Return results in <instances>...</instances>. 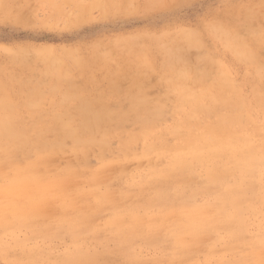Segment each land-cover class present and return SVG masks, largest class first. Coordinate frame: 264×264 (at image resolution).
Wrapping results in <instances>:
<instances>
[{
    "label": "rangeland",
    "instance_id": "1",
    "mask_svg": "<svg viewBox=\"0 0 264 264\" xmlns=\"http://www.w3.org/2000/svg\"><path fill=\"white\" fill-rule=\"evenodd\" d=\"M238 46L249 52L255 46L253 54L264 67V0H5L0 5V66L26 79L22 64L36 74V80L49 84L53 80L45 74L47 65L65 64L71 77L62 86L71 91V83L80 90L78 98L72 96L66 103L57 92L34 103L37 107H30L31 112L24 109L21 115L26 123L37 120L39 111H44L47 122L60 112L66 119L80 122L78 108L83 103V108L103 105L114 111L147 109L149 105V109L162 110L153 127L161 135L181 115L185 94L195 89L197 93L204 88L208 91L207 76L212 81L223 73L229 86H236L237 95L255 105L253 92L264 95V77H260L264 73L259 74L253 54L241 56ZM18 58L22 63H12ZM172 67L174 72L169 70ZM183 69L184 74L191 73L190 79L183 76ZM197 71L206 82H191L194 75L200 77ZM252 114L261 123L264 104L254 107ZM133 118L128 114L120 126L112 123L109 134L108 127L107 131L101 129L94 146L81 147L66 138L62 148L49 149L44 156L13 152L2 162L0 264H169L172 247L162 237L163 230L156 229L148 237L144 234V238L133 236L128 227L134 220L127 209L142 208L149 202L156 209L164 201L155 196V188L170 189L179 181L190 191L202 187L203 180L181 172L149 187L129 186L133 179L140 183L154 167H166L168 161L162 153L172 152L158 148L160 142L154 138L125 147L128 137L141 132ZM46 137L54 140L56 134ZM163 140L178 143L169 133ZM150 144L156 150L149 151ZM27 162L35 163L51 184L27 190L10 187L6 176L13 179L14 164ZM258 181L249 185L252 194L264 193V172ZM197 193L192 197L197 205L215 195L205 186ZM263 205L264 201L257 204L256 212L244 213L248 234L236 236L234 251L227 248L222 231L218 236L206 233L198 237L189 255L172 264H238L242 254L252 249L259 250L264 261V248L249 244L264 221ZM239 226L230 224L236 232ZM245 264H259V260L249 254Z\"/></svg>",
    "mask_w": 264,
    "mask_h": 264
},
{
    "label": "bare ground",
    "instance_id": "2",
    "mask_svg": "<svg viewBox=\"0 0 264 264\" xmlns=\"http://www.w3.org/2000/svg\"><path fill=\"white\" fill-rule=\"evenodd\" d=\"M3 1L5 0H0V5ZM192 42L194 44V40ZM241 48L239 51L241 56L249 58L253 53L256 54L252 50L255 46L251 52ZM254 54L253 63H257L259 74L264 73V67L260 65L258 57ZM51 56L49 57L51 58ZM244 60L246 61V59ZM12 63L18 64L22 61L18 58ZM47 66L49 67L45 69V74L53 80L49 84L43 83L39 78L36 80L34 78L36 74L31 69H25L22 64L20 67L28 73L25 74L26 79L21 78L20 74L14 72L13 69L0 66V165L13 152L23 154L32 152L37 157L44 156L49 149L58 150L62 148L66 138L72 139L81 147L94 146L99 143L97 138L99 135L97 137L96 135L100 134V131H107V127L114 122L120 126L130 114L135 118L133 120L141 126V132L128 137L125 147H129L136 141H147L154 138L160 142V146L157 145L158 148L172 152L170 154L162 153L168 161L166 167H154L148 175L143 176L140 183H136L133 179L129 186L149 187L157 184L163 178H172L178 173L186 172L193 178L199 176L203 180V186L215 191L211 200L206 199L203 204L197 205L192 202L194 201L192 197L197 192L203 191V186L200 188L192 187L190 191H185L183 185L179 181H175L170 189L155 188V196L164 201L163 205L155 209L156 206L149 202L142 208L133 206L127 209L134 220L133 223L131 222L132 226L128 227L133 236L136 235L137 237L139 234L143 237L146 234L144 236L146 237L147 235L151 236L156 232V229L163 230L161 232L162 237L169 241L172 247L169 264H172L175 259L189 255L198 237L206 233L218 236L222 231L228 239L227 248L234 251L238 247L236 236L248 234L247 224L242 220L244 213L246 211L256 212L257 204H262L264 201V193L252 194L249 188L251 182H260L258 177L264 172V116L260 123L259 117L255 116L258 112L252 114L254 107H262L264 104V95L259 90L253 92L255 96V105H253L237 95L236 86H232V88L229 86V81H227L224 73L223 77L216 76L219 79L216 78L212 81V77L210 78L205 74L209 78L208 83L206 82L207 79H205L206 81L203 80L197 71L196 74L200 77L195 78L197 76L194 75L192 79L195 81L191 80V82L196 84V79L206 82L209 84V86L206 85L209 92L206 88L199 93L196 89L194 90L196 92L186 91L185 96H182L183 110H179L181 115L179 114V118L176 117V123L172 127H168L161 135L156 134L153 127L156 126V119L162 110L159 108L156 110L157 107L156 109L153 107L149 109V105L147 109L130 107L132 110H123V112L114 111L103 105L90 107L85 105L86 107L83 108L82 105L85 104L83 103L81 108H78L80 122L66 119L64 112L55 113L53 121L47 122L43 117L44 111H39L37 120L26 123L22 119V111L28 109L31 112L30 107H37L34 103L46 99L51 94L60 92L65 103L72 96L79 97L80 90L75 85L70 83L71 91L62 86L63 82L71 77L68 75L70 71L68 73L63 66L56 67L54 64ZM169 70H173V67ZM201 72L204 73L205 71ZM207 72L208 70L205 73ZM181 73L183 76L187 74L186 77L191 75L187 72L184 74V69ZM181 73L179 76L182 75ZM260 77L263 78L264 76ZM189 79L185 83H188ZM202 82H200L201 85ZM230 88L232 91H229ZM208 95L209 99H207ZM18 98H25V100L20 101L17 100ZM205 99L209 102H204ZM142 105L146 106L143 102ZM137 106L139 105L136 103ZM176 112L178 111L176 110ZM248 124H252L253 128L248 129ZM51 133L56 134L54 140H48L46 137ZM107 133H110L109 127ZM167 133L174 135L178 143L172 145L164 141L163 135ZM105 139L106 134L101 140L104 141ZM147 149L154 151L156 146L150 144ZM12 172L14 174L13 179L6 176V181L14 189L27 190L34 188L33 185H37L36 188H44L51 184L49 179L40 175L42 173L36 169L35 163L32 162L14 164ZM140 212H142L143 217L140 216ZM233 222L240 224L238 232L230 228V224ZM249 240L252 241L249 243L251 246L264 248V221L258 233L251 236ZM249 254L254 259H258L259 264H264L259 250L255 251L254 249L248 254H242V259L238 264H245V258ZM218 264L224 263L221 261Z\"/></svg>",
    "mask_w": 264,
    "mask_h": 264
}]
</instances>
